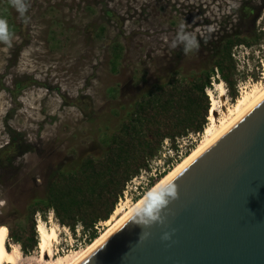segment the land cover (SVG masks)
Here are the masks:
<instances>
[{"label": "rangeland", "instance_id": "rangeland-1", "mask_svg": "<svg viewBox=\"0 0 264 264\" xmlns=\"http://www.w3.org/2000/svg\"><path fill=\"white\" fill-rule=\"evenodd\" d=\"M29 2L26 15L30 19L23 23L8 0H0V18L7 20L14 34L10 48L0 42V226L4 227L23 221L28 205L45 197L47 181L56 169H73L88 155L101 156L106 151L104 139L111 138L153 85L166 82L174 72L191 76L208 70L211 43L223 33L239 31L251 36L255 29L264 28V0ZM240 7L255 12L239 21ZM182 22L201 39L199 52L185 55L182 48L168 47ZM101 27L105 28L102 38ZM116 43L123 50L113 72L111 48ZM233 54L239 72L237 91L245 95L254 84L260 86L256 81L263 72L264 44L240 46ZM208 92L217 104L205 127L218 129L237 100L232 102L226 91L223 110L216 82H212L205 89L210 108ZM204 134L203 130L199 136L189 135L180 143L196 146ZM167 143L161 156L169 158L172 151ZM162 165L163 161L151 162L152 172ZM147 176L142 171L132 179L128 192ZM131 203L122 199L116 208ZM34 222L36 233L39 224L47 230L54 227L58 240L44 263L39 250L25 256L6 237L7 248L14 251L19 264H62L87 245L80 227L73 235L58 225L52 212L45 220L36 214ZM105 228L102 223L98 233Z\"/></svg>", "mask_w": 264, "mask_h": 264}, {"label": "water", "instance_id": "water-1", "mask_svg": "<svg viewBox=\"0 0 264 264\" xmlns=\"http://www.w3.org/2000/svg\"><path fill=\"white\" fill-rule=\"evenodd\" d=\"M79 264H264V98Z\"/></svg>", "mask_w": 264, "mask_h": 264}, {"label": "trees", "instance_id": "trees-1", "mask_svg": "<svg viewBox=\"0 0 264 264\" xmlns=\"http://www.w3.org/2000/svg\"><path fill=\"white\" fill-rule=\"evenodd\" d=\"M254 12L240 7L237 18L248 20ZM104 31L101 27V38ZM262 44L264 28L255 29L251 36L239 31L223 33L211 43L208 70L191 76L174 72L166 82L153 85L137 100L111 138L104 139L106 151L98 157L82 158L73 169H56L47 181L45 197L28 205L26 218L13 226H0L5 236L23 255L31 254L38 250L39 242L34 216L38 214L45 220L52 212L58 225L66 227L73 235L80 227L85 242L91 244L99 237L95 226L110 219L127 183L142 171L150 172V163L161 158L164 141L168 140L172 152H177L178 140L202 133L210 109L205 89L211 88L212 82L224 83L232 102L239 98V72L233 50ZM122 50L117 43L111 48L113 72L117 71ZM171 163V158L165 160V166L170 167ZM167 173L165 170L156 180L151 179L149 190Z\"/></svg>", "mask_w": 264, "mask_h": 264}, {"label": "bare ground", "instance_id": "bare-ground-1", "mask_svg": "<svg viewBox=\"0 0 264 264\" xmlns=\"http://www.w3.org/2000/svg\"><path fill=\"white\" fill-rule=\"evenodd\" d=\"M223 83H216L219 91V98L221 107L225 110L226 105L224 98L226 90ZM246 93V94H245ZM236 101L233 109H229V115L225 117L220 123V128L205 127L204 137L201 142L196 145L180 162L173 166L172 170L162 177L158 182L149 190H147L140 199L133 201L125 208L117 207L113 214L120 213L118 217L112 214L110 219L103 222L106 228L99 233V237L91 244H87L83 249L73 252L70 259L65 260L62 264H79L87 258L95 249H97L115 230H117L128 218H130L140 207H142L149 199H151L160 189L169 183L182 169H184L194 158H196L203 150L217 140L224 132H226L232 125H234L240 118H242L249 110L258 104L264 98V86L253 85L250 92H244ZM211 101V108L209 111L208 120L211 122V117L215 114L216 99L213 94L208 92ZM39 235L38 250L40 252V261H47L46 259L52 256V244L58 240L57 231L54 227L46 229L44 225L37 226ZM5 231L0 228V264H19L20 259L16 256L14 251H8L5 247ZM18 247V246H17ZM19 248V247H18ZM54 264H61L56 261Z\"/></svg>", "mask_w": 264, "mask_h": 264}, {"label": "clouds", "instance_id": "clouds-1", "mask_svg": "<svg viewBox=\"0 0 264 264\" xmlns=\"http://www.w3.org/2000/svg\"><path fill=\"white\" fill-rule=\"evenodd\" d=\"M8 3L15 8L17 13L19 14V18L23 23H28L30 17L26 15L28 9L30 7L29 0H8ZM13 32L10 30L8 22L4 18H0V42L7 45L9 48L12 46ZM211 36H207L204 38V43H207ZM201 46V39L197 37L193 32L187 31V26L185 23H181L178 27V30L175 36L168 43V47L171 50H175L176 48H182V51L185 55L191 52H199ZM169 195L172 198L177 197V189H172L169 192ZM153 220H156V217H152ZM148 221L143 223L147 224ZM163 238H167L165 235Z\"/></svg>", "mask_w": 264, "mask_h": 264}, {"label": "built area", "instance_id": "built-area-1", "mask_svg": "<svg viewBox=\"0 0 264 264\" xmlns=\"http://www.w3.org/2000/svg\"><path fill=\"white\" fill-rule=\"evenodd\" d=\"M263 66V72L260 74L261 76L259 77V80L256 81V84H259L261 86L262 81H264V63L262 64ZM238 95L241 96V90H238ZM209 116L206 118L208 119ZM192 134H190L191 136ZM197 136H199V134H196ZM186 138H182L180 140L177 141V147H178V151L177 152H171L172 154H170L169 158H171L173 160V163L169 165L165 166V160L167 159V157L165 155H162L160 159H158L157 161L160 163L161 161H163V165L161 166L160 169H155L154 172H152V170L150 172H144L148 174L147 178L144 179V181L139 182L134 188L133 190H131V192H128V183L125 186L124 191L122 192V195L119 197V202H121L122 199H124L125 201H131L133 202V200L135 198H139L140 196H142L150 187H149V183L151 179H157V176L164 173L165 170L166 172L173 167L178 161H180L184 156L187 155V153H189L195 146L193 144V142H188V144L183 143L181 144V142H183ZM187 140V139H186ZM168 140L164 141V145H167ZM188 151V152H187ZM137 177L133 178L136 179ZM132 181V180H131ZM130 181V182H131ZM129 182V183H130ZM116 208V207H115ZM103 222L98 223L95 226V229L98 231L99 230V226H101ZM86 246V245H85ZM81 247V245H80Z\"/></svg>", "mask_w": 264, "mask_h": 264}]
</instances>
